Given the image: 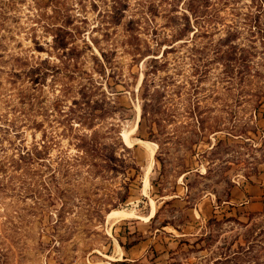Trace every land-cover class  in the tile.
<instances>
[{"label": "rangeland", "instance_id": "1", "mask_svg": "<svg viewBox=\"0 0 264 264\" xmlns=\"http://www.w3.org/2000/svg\"><path fill=\"white\" fill-rule=\"evenodd\" d=\"M120 262L264 264V0H0V264Z\"/></svg>", "mask_w": 264, "mask_h": 264}, {"label": "bare ground", "instance_id": "2", "mask_svg": "<svg viewBox=\"0 0 264 264\" xmlns=\"http://www.w3.org/2000/svg\"><path fill=\"white\" fill-rule=\"evenodd\" d=\"M135 130H136V127L132 130V132H135ZM140 144L143 145V146H145V147H147V144L144 143V142H141ZM149 152H150L151 161H150V165H149V168H148V172H149V170H150V167L153 165V164H152V155H153V153H154V149H150ZM148 172L146 173V175H145V179H144V185H145V186L148 184V179H147V176H148L147 174H148ZM154 215H155V210L152 209L150 215L148 216V218H147L146 220H150V219H152ZM131 217H132L131 214H128V213H125V212H117V211H113V212H111V213H109V214L107 215V219H108V221H109V222H112V224H113V223H116V222H118V221L126 220V219L131 218ZM116 248H118V249H117V250H118V255H117V257L109 256L107 259H109L110 261H119V259H120V256H121V249H120V247H118L117 244H116ZM114 253H115V252H114Z\"/></svg>", "mask_w": 264, "mask_h": 264}, {"label": "crops", "instance_id": "3", "mask_svg": "<svg viewBox=\"0 0 264 264\" xmlns=\"http://www.w3.org/2000/svg\"><path fill=\"white\" fill-rule=\"evenodd\" d=\"M122 254V253H121ZM121 260V258L119 259V261Z\"/></svg>", "mask_w": 264, "mask_h": 264}, {"label": "trees", "instance_id": "4", "mask_svg": "<svg viewBox=\"0 0 264 264\" xmlns=\"http://www.w3.org/2000/svg\"><path fill=\"white\" fill-rule=\"evenodd\" d=\"M121 264H123V262H120Z\"/></svg>", "mask_w": 264, "mask_h": 264}]
</instances>
